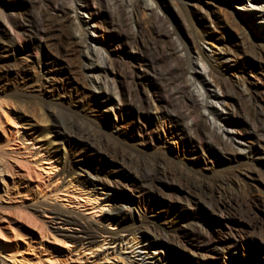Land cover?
<instances>
[{"label":"rangeland","instance_id":"1","mask_svg":"<svg viewBox=\"0 0 264 264\" xmlns=\"http://www.w3.org/2000/svg\"><path fill=\"white\" fill-rule=\"evenodd\" d=\"M72 1L86 39L75 58L19 25L46 0H0V264H126L110 240L121 232L154 237L166 264H264V0H127L123 27L106 0ZM153 24L169 33L155 58L187 70L233 149L193 109L159 110L142 63Z\"/></svg>","mask_w":264,"mask_h":264},{"label":"bare ground","instance_id":"2","mask_svg":"<svg viewBox=\"0 0 264 264\" xmlns=\"http://www.w3.org/2000/svg\"><path fill=\"white\" fill-rule=\"evenodd\" d=\"M37 1L39 0H30L32 4L36 3ZM239 1L244 2L246 0ZM254 1L255 0H248L249 3H253ZM81 2V8L85 10L90 9L92 3L91 0H82ZM106 3L108 5L107 8H109V10L113 12V24L118 27H123L127 20V0H106ZM75 9L76 6L74 5L72 0H46L44 9L39 10L36 14L33 15L32 18L25 21H20L21 23L19 25L25 30L24 32L27 33L26 36L29 37L35 36L42 38L43 34L51 35V37L55 40L54 44L56 43L58 49L63 52V54L75 58L76 55L80 53V48L86 47V39L84 37V34H82L79 24L74 20V17L72 15ZM260 19H262L261 16ZM156 26V24H153V43L150 46V50L146 51L147 53L142 60V63L145 66L146 72L148 71L150 74L152 73V80L157 81L161 85L162 92L165 94L164 97L160 98L159 110L168 112L173 115L174 112H171L173 108H178L179 111L185 108L193 109L194 112L197 113V117L195 118V120L203 119L204 123L208 126L210 135L216 138L218 137L221 142L225 146H227V148L229 147L230 149H233L234 146L231 144V139L227 135L228 131L224 128H220V126H218L216 122L212 120L210 121L205 117L204 113L206 111L210 112L212 109V105L204 100V96L199 91L190 90V81H188V79L185 77L187 70L181 68L180 65H161L159 61L162 60L158 59L157 57L155 58V54L152 51V47H154V44L160 42L163 36L169 37V33L167 31L165 33H160L159 31L157 32ZM76 33H79V35ZM89 61V69L102 67L96 60H92L91 58H89ZM180 61L184 62L185 60L182 59ZM174 85H178L176 90H174V88L172 87ZM103 87H106L105 84H103ZM101 90V96H104V94H106V91H104L103 88H101ZM107 95L110 96V94ZM216 95L217 94H215V96ZM131 104L134 107V110L138 117H140L144 113H147L145 103L142 100H134V102H132ZM202 111H204V113H202ZM176 115L180 116V112ZM255 128H257L258 132L264 133V124H260ZM70 134L71 136L78 137V139L84 141H90V139L93 138L90 134H86V132L84 131L81 132L72 130ZM109 148H105V150H103V152L107 154V156L108 154H110V152H113V154L115 153L116 155L118 154L116 151H114V149H112L113 151H110ZM118 156L119 155H117V157ZM120 158L122 159V161L131 163V160L125 154H120ZM139 177L143 181L148 177V174L142 173ZM196 188H198V190L200 191L199 194L202 193V195H205L207 193L206 189L202 186H197ZM107 215L108 217L117 219V221H122L124 224L128 223V220L121 216V209H111L107 212ZM81 230L84 240L94 239L97 236L95 232L85 226H81ZM153 238L154 237L146 234L145 232H138L135 234L121 232L110 236V240H112V244L114 246L112 250L113 253L120 255L123 258H127L128 262L126 264H166L164 259L165 254L161 249H159V247H157V245L152 242ZM172 243L175 246L179 247L178 242L172 241ZM129 244L132 246L130 250L132 251L131 254L134 255L133 259L123 255V253L127 250L125 246H128ZM182 246L184 245L182 244ZM182 246L180 248H182Z\"/></svg>","mask_w":264,"mask_h":264}]
</instances>
